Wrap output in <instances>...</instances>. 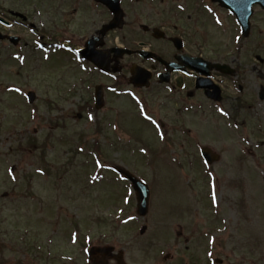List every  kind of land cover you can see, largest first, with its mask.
Wrapping results in <instances>:
<instances>
[{
  "label": "rangeland",
  "instance_id": "obj_1",
  "mask_svg": "<svg viewBox=\"0 0 264 264\" xmlns=\"http://www.w3.org/2000/svg\"><path fill=\"white\" fill-rule=\"evenodd\" d=\"M32 22L39 27L41 20L37 17L34 21L33 17ZM219 35L223 43L231 44L234 38V34L219 32ZM253 40L256 48L260 43L263 49L255 55L264 57V35L256 32ZM32 62L36 64L30 65V77L26 80L23 71L19 80L8 74V71L18 72L17 67L6 63L0 67L4 69H0V232L5 243L20 245V239L28 230L31 233L28 238L37 240V233L47 229V235L41 236L42 241L53 245L56 252L70 254V246L63 251L60 249L69 241L73 225L78 231L80 264L85 261L90 247L106 244L117 250L125 247L129 261L134 264H214L216 258L222 259V264H264V218L260 216L264 214V187L259 178V175L264 177V135L257 133V127L264 132V103L258 105L256 113L252 111L260 124L243 115L244 121L239 126L221 127L228 123L226 118L208 114L207 119H202V126L192 127V143H188L191 145L168 148L167 152L170 156H182L184 152V157L180 158L184 161L181 172L176 164H160L156 166L157 176L151 177L154 169L135 167L143 178L150 179L152 213L150 209L145 220L124 225L126 217L135 216V209L125 211L117 202L127 203L131 191L115 176H107L101 161L94 159L95 152L90 149L96 142L99 149L96 155L119 164L118 147H109L107 116L110 107H124L126 98L109 95V105L106 101L102 110L88 114L83 108L94 104V89L96 85L105 84V79L95 75L87 77L86 82L87 73L76 67L69 68L67 63L44 68L45 57L40 52L32 56ZM255 63L258 65L256 60ZM257 69L263 70L262 67ZM248 76L250 90L258 92L264 76L257 73ZM13 82V86L8 85ZM15 85L34 91L37 101L23 107ZM128 123L139 127L143 121L131 118ZM125 129L134 130L128 125ZM111 134L114 142L115 134ZM144 138L156 144V138L149 131ZM195 139L204 141L198 145L204 144L221 156L209 170L214 180L200 163L192 164L199 158V147L193 143ZM25 140H35L37 147L31 152L27 148L21 151L20 145ZM259 144L263 146L260 148ZM78 145L85 146L82 153L78 152ZM120 159L125 161L123 157ZM12 165L17 166V172H22L25 166L21 177L28 176L14 180L2 171ZM97 170L101 171L99 178L90 180L93 174L89 173ZM13 193L16 194L14 199L12 196L2 198ZM211 193L218 202L215 209L220 212L222 223L214 217L215 209L211 210ZM26 194H33L32 200H24ZM40 204L45 205V212H40L43 210ZM49 205L52 206L51 219L48 218ZM144 225L148 226L147 233L140 236ZM179 225L186 236L195 235L188 251H184L183 240L174 238L176 232H180ZM169 227L173 234H169ZM254 244L256 259L252 257ZM169 251L177 257L175 261L163 259ZM194 254H197L196 262ZM17 260L15 258V263Z\"/></svg>",
  "mask_w": 264,
  "mask_h": 264
},
{
  "label": "flooded vegetation",
  "instance_id": "obj_2",
  "mask_svg": "<svg viewBox=\"0 0 264 264\" xmlns=\"http://www.w3.org/2000/svg\"><path fill=\"white\" fill-rule=\"evenodd\" d=\"M104 1L110 5L119 2L117 21L111 8L96 0H0V33L13 38L0 41V60L20 67L12 73L23 71L26 80L32 45L37 40L47 68L85 50L91 38L101 37L104 26L114 24L92 49L105 62L106 72L99 73L107 78V96L127 89L164 143L188 145L192 116L207 118L225 108L245 111L253 107L248 74L264 76L254 64L259 56L256 50H263L253 41L256 32L264 35L260 4L251 6V37L236 38L229 44L223 43L219 32L242 34L231 11L233 0ZM248 3L243 0L241 8L249 10ZM33 17L40 18L39 28L32 24ZM258 59L264 67V58ZM179 228L174 237L183 240L184 251H188L195 235L186 236ZM26 245V264H46L47 242L40 240L32 246L29 238ZM124 253L128 257L125 247ZM255 254L256 246L253 258ZM170 258L175 261L177 257Z\"/></svg>",
  "mask_w": 264,
  "mask_h": 264
},
{
  "label": "water",
  "instance_id": "obj_3",
  "mask_svg": "<svg viewBox=\"0 0 264 264\" xmlns=\"http://www.w3.org/2000/svg\"><path fill=\"white\" fill-rule=\"evenodd\" d=\"M246 22H247V18H245ZM136 188L138 189V191L141 190V195H140V212L142 214H145L147 212V198H148V192L147 191H143V189L141 188V185L138 183L136 184ZM93 254H95L96 252H100V253H107V249H93L92 250Z\"/></svg>",
  "mask_w": 264,
  "mask_h": 264
},
{
  "label": "snow or ice",
  "instance_id": "obj_4",
  "mask_svg": "<svg viewBox=\"0 0 264 264\" xmlns=\"http://www.w3.org/2000/svg\"><path fill=\"white\" fill-rule=\"evenodd\" d=\"M91 118V117H90ZM149 119H151V117H149Z\"/></svg>",
  "mask_w": 264,
  "mask_h": 264
}]
</instances>
